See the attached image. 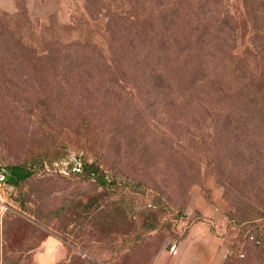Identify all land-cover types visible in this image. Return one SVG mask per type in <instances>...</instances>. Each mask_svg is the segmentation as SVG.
<instances>
[{
    "label": "rangeland",
    "instance_id": "obj_1",
    "mask_svg": "<svg viewBox=\"0 0 264 264\" xmlns=\"http://www.w3.org/2000/svg\"><path fill=\"white\" fill-rule=\"evenodd\" d=\"M166 1L0 0V166L33 171L0 184V264H264V128L91 66L119 35L105 6ZM215 2L237 16L243 52L242 1ZM72 153L105 187L54 164Z\"/></svg>",
    "mask_w": 264,
    "mask_h": 264
},
{
    "label": "trees",
    "instance_id": "obj_2",
    "mask_svg": "<svg viewBox=\"0 0 264 264\" xmlns=\"http://www.w3.org/2000/svg\"><path fill=\"white\" fill-rule=\"evenodd\" d=\"M241 1L248 31L243 52L237 47V16L218 2L167 0L154 2L140 12L130 4L117 10L105 6L111 14L106 26L119 35L117 40L112 35L106 39L110 54L99 56L91 66L100 70L101 79L106 81L171 82L175 88L172 94L184 99L198 93L205 112L210 108L238 118L243 113V121L249 118L247 125L255 126L252 136L258 135L259 126L264 128L259 123L264 121V0ZM79 44L88 47L79 52L87 64L92 60L89 46L95 49V44L87 37ZM20 50L18 56L11 55L27 65L28 51ZM119 70L121 74L116 73ZM108 98L112 101L114 95ZM0 168L5 172L2 184L11 187L33 175L24 165ZM77 175L93 179L100 187L107 183L94 163L83 162Z\"/></svg>",
    "mask_w": 264,
    "mask_h": 264
},
{
    "label": "built area",
    "instance_id": "obj_3",
    "mask_svg": "<svg viewBox=\"0 0 264 264\" xmlns=\"http://www.w3.org/2000/svg\"><path fill=\"white\" fill-rule=\"evenodd\" d=\"M58 163L63 164V165L70 164L72 167V170L76 173L81 172V169H82L81 157L73 153L71 154V157L69 160H65L63 158L62 160L54 162L55 165H58ZM4 178H5V172L2 168H0V183L3 182Z\"/></svg>",
    "mask_w": 264,
    "mask_h": 264
}]
</instances>
